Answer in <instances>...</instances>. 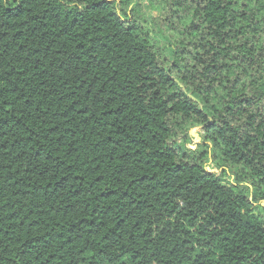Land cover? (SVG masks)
Returning a JSON list of instances; mask_svg holds the SVG:
<instances>
[{
	"label": "trees",
	"instance_id": "1",
	"mask_svg": "<svg viewBox=\"0 0 264 264\" xmlns=\"http://www.w3.org/2000/svg\"><path fill=\"white\" fill-rule=\"evenodd\" d=\"M166 3L0 0V264H264V0Z\"/></svg>",
	"mask_w": 264,
	"mask_h": 264
},
{
	"label": "rangeland",
	"instance_id": "2",
	"mask_svg": "<svg viewBox=\"0 0 264 264\" xmlns=\"http://www.w3.org/2000/svg\"><path fill=\"white\" fill-rule=\"evenodd\" d=\"M121 1V0H120ZM137 7L135 8V16H137V20L144 21V17L146 18L147 22L149 18H152L153 23L157 25L161 29H165V16L166 11H164V7L166 6V0H133ZM126 9L130 10V14H133L134 6H127ZM135 16H133L135 18ZM147 22L145 21L142 23V26L146 28ZM151 35H153L151 31ZM155 45L158 46L160 54L163 58L167 60L168 63V54L165 51V43L161 40V37L156 39ZM187 147L192 149L193 151H197L198 148L202 145V131L200 128H192L189 130L187 134ZM186 138V137H185ZM220 161H212L209 166L208 170L212 172H218L216 167L220 166L221 170L224 171V166ZM220 173V172H218ZM230 174L227 173V177L224 178L225 182H228V178ZM232 179V178H231ZM264 206V205H263Z\"/></svg>",
	"mask_w": 264,
	"mask_h": 264
},
{
	"label": "water",
	"instance_id": "3",
	"mask_svg": "<svg viewBox=\"0 0 264 264\" xmlns=\"http://www.w3.org/2000/svg\"><path fill=\"white\" fill-rule=\"evenodd\" d=\"M264 205V204H263Z\"/></svg>",
	"mask_w": 264,
	"mask_h": 264
}]
</instances>
